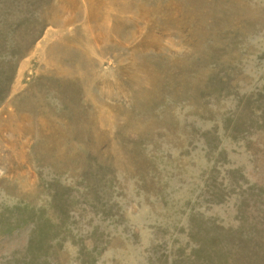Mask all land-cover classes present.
I'll list each match as a JSON object with an SVG mask.
<instances>
[{
    "label": "rangeland",
    "instance_id": "obj_1",
    "mask_svg": "<svg viewBox=\"0 0 264 264\" xmlns=\"http://www.w3.org/2000/svg\"><path fill=\"white\" fill-rule=\"evenodd\" d=\"M0 264H264V0H0Z\"/></svg>",
    "mask_w": 264,
    "mask_h": 264
}]
</instances>
